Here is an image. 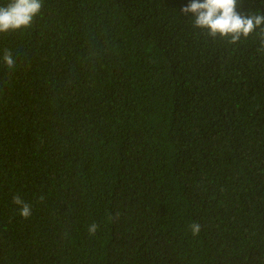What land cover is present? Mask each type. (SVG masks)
Returning a JSON list of instances; mask_svg holds the SVG:
<instances>
[{
	"label": "trees",
	"instance_id": "obj_1",
	"mask_svg": "<svg viewBox=\"0 0 264 264\" xmlns=\"http://www.w3.org/2000/svg\"><path fill=\"white\" fill-rule=\"evenodd\" d=\"M188 3L42 0L0 33V264H264V45Z\"/></svg>",
	"mask_w": 264,
	"mask_h": 264
},
{
	"label": "clouds",
	"instance_id": "obj_2",
	"mask_svg": "<svg viewBox=\"0 0 264 264\" xmlns=\"http://www.w3.org/2000/svg\"><path fill=\"white\" fill-rule=\"evenodd\" d=\"M237 0H189L181 8L184 15L192 14L193 27L207 33L212 38H224L236 44L242 38H248L259 30L264 45V14L243 15L236 11ZM42 8V0H11L7 6L0 7V33L29 27ZM3 61L9 69L15 67V60L10 50H5ZM12 203L18 206L19 215L27 219L32 214V205L14 195ZM193 234H197L200 226L190 225ZM99 225L93 221L87 225L89 236H94Z\"/></svg>",
	"mask_w": 264,
	"mask_h": 264
}]
</instances>
